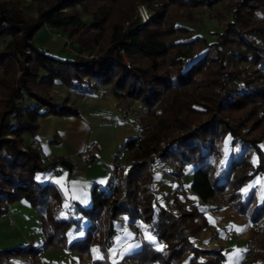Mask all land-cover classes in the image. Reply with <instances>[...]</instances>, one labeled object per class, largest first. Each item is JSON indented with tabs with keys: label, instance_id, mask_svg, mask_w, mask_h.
<instances>
[{
	"label": "trees",
	"instance_id": "trees-1",
	"mask_svg": "<svg viewBox=\"0 0 264 264\" xmlns=\"http://www.w3.org/2000/svg\"><path fill=\"white\" fill-rule=\"evenodd\" d=\"M32 1L34 12L25 11L26 0H0V74L15 82L13 90L0 94V214L24 197L40 215L43 238L37 244L0 247V264H8L13 254H23L24 264H32L41 249L56 245L76 250L75 264H217L223 253L201 248L192 238L208 225L203 210L175 215L158 203L152 183L144 193L141 181L151 179L146 169L151 152L190 162L189 187L202 201L222 192L253 223L263 218L264 196L260 204L256 188L247 195L241 188L257 174L264 181V109L259 104L264 102V0L228 2L224 8L230 18L211 40L193 34L192 16L180 8L221 0H148L149 19L128 28L125 14L134 11L136 0ZM80 3L91 22L78 13ZM43 24L66 31L79 52L98 48L86 58L50 53L32 39ZM27 46L33 64L26 68L20 60L16 75L7 53L23 55ZM241 60L256 67L238 70ZM54 80L89 93L110 83L117 96L140 101L141 131L119 146L128 148V161L117 179L111 173L104 183L93 184L88 206L66 202L56 183L41 176L63 156L45 161L21 135L34 134L41 115L78 114L76 107L41 95ZM159 107L164 110L155 111ZM147 116L150 123L144 121ZM174 128L183 132L160 145ZM116 165L112 162L111 169ZM120 214L143 222L147 232L138 249L113 260L93 243L113 242Z\"/></svg>",
	"mask_w": 264,
	"mask_h": 264
},
{
	"label": "rangeland",
	"instance_id": "rangeland-1",
	"mask_svg": "<svg viewBox=\"0 0 264 264\" xmlns=\"http://www.w3.org/2000/svg\"><path fill=\"white\" fill-rule=\"evenodd\" d=\"M83 1L80 0V2ZM230 1L221 0L212 5L202 4L185 8L181 7L180 11L192 16L193 20L190 24L193 27V34L204 36L206 40H211L216 37L217 31L222 29L224 23L230 18V10L224 8ZM135 2L136 7L134 11H128L125 14L124 28H128L131 23L134 24L136 10L140 4H145L148 8V0H136ZM23 6L25 11L34 12L35 6L32 0H26ZM76 9L85 22H91L92 16L83 10L81 3L77 4ZM67 10L72 11L71 8H67ZM42 26L45 27L41 28ZM45 31L51 34L49 39L42 38ZM32 39L38 46H42L50 53L62 57L71 56L73 58L79 55L86 58L92 55L91 51L95 52L98 48L95 46L91 51L79 52L77 42H71L67 37L66 31L60 28L49 27L45 24L36 30ZM2 47L3 45H0V49ZM24 51L25 54L23 55L19 53H7L6 60L14 65L16 75L20 74V60H23L26 68L31 67L33 64L31 61V49L27 46ZM229 63L234 65L232 59H229ZM236 67H238V70L243 71L253 70L256 66L251 65L248 61L241 60L237 63ZM14 87L15 82L3 78L0 74V94H6L13 90ZM41 95L50 102L61 101L63 104L66 103L76 107L81 115L84 113L92 116L91 126L94 134L99 137L101 144L104 146V150L107 151L110 158L109 161L118 163L116 166L119 168L120 173V169L128 161L127 155L129 150L125 146L121 148L119 146L128 136L135 135L141 131L143 119L141 120L139 118L142 115L140 101L117 96L113 92L110 83L99 84L89 93L83 92L81 89H72L63 81L54 80L50 88L42 92ZM259 104L264 109V102H259ZM42 106L46 107V104L42 103ZM158 110L162 111L164 107L155 109V111ZM203 116L205 117V115ZM94 118L106 119L113 123L102 124L97 120H92ZM144 121L150 123L152 118L147 116L144 118ZM180 132H183L180 128L172 129L169 134L161 137L159 144H165L172 136ZM21 135L23 141L29 143L31 134L29 132H23ZM148 157L149 164L146 169L149 175L151 174V179L149 176H145L142 179L141 187L144 193L148 192L149 182L153 186L155 181L161 184V186L157 185L155 191L158 203L173 214L186 213L190 209L203 210L208 225L193 233L192 238L197 246L223 253L224 258H220L217 264L221 262L223 264H264V216L257 223H253L247 213H240L236 208L231 207L224 199V193L222 192L202 201L199 195L189 187L193 169V165L190 162L180 163L155 152H151ZM163 178H170V186L167 184L164 185L161 181ZM144 182L146 185H143ZM253 188H256L255 193L258 203L262 204L264 196L263 176L257 174L250 181L245 182L241 188L243 195H247ZM125 216V214H120L118 215L117 221L115 219L117 224L116 233L118 235L124 234L123 221L125 220ZM1 218V222L6 226L4 230H19L18 226L14 227L7 224L6 216L3 215ZM35 226L37 225L33 221L30 229L34 230ZM144 226L143 222L137 221V225L133 226L130 230L132 235L140 238L147 232L143 230ZM104 228L105 225H102L101 229L104 230ZM32 233L34 234L33 231ZM93 245H101L104 249L108 250V255L113 260L120 259L125 255L122 254L119 246H116L114 242L109 243L105 238L99 242H94ZM17 255L26 258L23 254ZM205 256L206 253L199 254L200 258H204ZM9 258L7 260L8 264H10ZM155 264L173 263L156 261Z\"/></svg>",
	"mask_w": 264,
	"mask_h": 264
},
{
	"label": "crops",
	"instance_id": "crops-1",
	"mask_svg": "<svg viewBox=\"0 0 264 264\" xmlns=\"http://www.w3.org/2000/svg\"><path fill=\"white\" fill-rule=\"evenodd\" d=\"M43 27L45 26L41 28ZM50 36L51 34L45 31L42 38L49 39ZM3 44L4 39L0 38V45ZM91 118L93 117L84 113L81 115L80 111H78V114L47 113L41 115L39 116L38 128L34 134H31V139L29 140V143L32 140L37 141V146L32 148L45 161L49 160L53 155H61L71 161L70 168H67L59 161L51 169L45 170L41 176L56 183L60 190V195L66 202L77 201L85 206L91 203L90 191L93 184L95 182L104 183L112 173L110 167L112 161H109L110 158L107 151L104 150L99 137L94 134ZM92 120H97L102 124L113 123L106 119L94 118ZM53 137H55V140H52ZM91 140L99 144V149L95 152L90 162H85L79 158L78 153L85 143ZM161 181L164 185L170 186V178H163ZM157 183L155 181L153 183L154 191H156L157 185L161 186L160 183ZM3 215L6 216L8 225L18 226L19 230H4L6 226L1 222ZM117 218L118 216L116 221ZM33 221L37 225L34 230L37 231L30 229ZM123 223L124 234L118 235L116 233L113 242L121 248L124 255L138 249L146 233L140 238H136L130 230L137 225V222H131L125 216ZM40 224L41 220L38 211L27 199L21 197L13 201L9 204L8 209L0 215V247L23 244L28 241L34 244L39 243L43 238ZM143 228L146 232L145 227ZM83 229L84 227L79 229L77 234L82 233ZM147 236L149 237L148 234ZM9 260L10 264H24L25 258L20 255H13ZM77 260L78 254L76 250L56 245L51 248L41 249L32 264H75Z\"/></svg>",
	"mask_w": 264,
	"mask_h": 264
},
{
	"label": "built area",
	"instance_id": "built-area-1",
	"mask_svg": "<svg viewBox=\"0 0 264 264\" xmlns=\"http://www.w3.org/2000/svg\"><path fill=\"white\" fill-rule=\"evenodd\" d=\"M150 17V11L146 7L145 4H140L136 10V20L137 22H144L147 21ZM53 102V101H52ZM58 103H61V101H57ZM73 107V106H72ZM75 108V107H73ZM30 147H36L37 146V141L32 140L30 143H28ZM21 148L23 150H27L28 147L25 144H20ZM99 149V144L94 141H88L85 143L84 147L79 151L78 156L81 160L85 162H90L95 155V152ZM118 164V163H117ZM112 174L114 176V179L118 178L119 174V168L117 166L113 167L112 169ZM143 185H146L144 182ZM220 264H223L222 262Z\"/></svg>",
	"mask_w": 264,
	"mask_h": 264
},
{
	"label": "water",
	"instance_id": "water-1",
	"mask_svg": "<svg viewBox=\"0 0 264 264\" xmlns=\"http://www.w3.org/2000/svg\"><path fill=\"white\" fill-rule=\"evenodd\" d=\"M60 163L63 164V165H65L67 168H70L71 167V164H72L71 161L68 158H66V157H61L60 158ZM114 206H115V204H112L111 209Z\"/></svg>",
	"mask_w": 264,
	"mask_h": 264
}]
</instances>
